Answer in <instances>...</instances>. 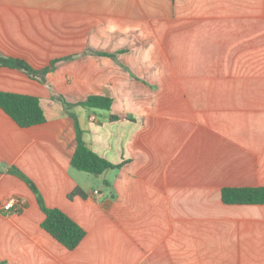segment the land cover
Wrapping results in <instances>:
<instances>
[{
  "label": "crops",
  "instance_id": "crops-1",
  "mask_svg": "<svg viewBox=\"0 0 264 264\" xmlns=\"http://www.w3.org/2000/svg\"><path fill=\"white\" fill-rule=\"evenodd\" d=\"M0 57L57 60L43 82L0 66V92L45 116L20 128L0 109V264H264V205L221 200L264 187V0H0ZM90 96L111 109L59 100ZM71 115L119 168L71 167ZM13 170L85 231L76 249Z\"/></svg>",
  "mask_w": 264,
  "mask_h": 264
},
{
  "label": "trees",
  "instance_id": "trees-1",
  "mask_svg": "<svg viewBox=\"0 0 264 264\" xmlns=\"http://www.w3.org/2000/svg\"><path fill=\"white\" fill-rule=\"evenodd\" d=\"M56 61L51 62L47 68L36 71L22 60L0 57V66L22 70L29 77L43 82L45 80V75L53 71V66ZM59 100L66 110L75 106H80L90 110L109 111L112 104L110 98L101 96H90L85 101L74 105L68 104L60 98ZM0 109L20 128H29L45 122V116L40 107L39 100L35 97L0 92ZM71 117L75 120L73 115H71ZM109 119L116 120L118 118L116 116H111ZM75 126L76 148L70 161L71 167L94 176H100L109 169L119 168V165H111L88 149L82 140V132L76 120ZM12 173L21 178L36 195L37 202L45 216L40 225L44 232L61 244L65 249L69 251L76 249L85 237V231L61 210L47 208L34 184L19 172L13 170ZM74 196L85 198L86 194L82 190L76 189L69 195V198H73ZM221 200L227 205H264V187L224 188L221 191Z\"/></svg>",
  "mask_w": 264,
  "mask_h": 264
},
{
  "label": "built area",
  "instance_id": "built-area-1",
  "mask_svg": "<svg viewBox=\"0 0 264 264\" xmlns=\"http://www.w3.org/2000/svg\"><path fill=\"white\" fill-rule=\"evenodd\" d=\"M15 203H16V201H14V200H9V201L3 203L1 205V211L6 213V214H9L11 211H13Z\"/></svg>",
  "mask_w": 264,
  "mask_h": 264
}]
</instances>
